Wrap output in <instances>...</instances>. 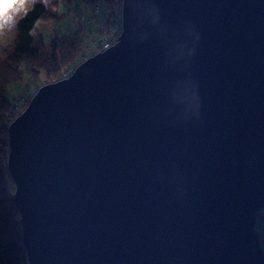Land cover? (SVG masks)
<instances>
[{
	"label": "water",
	"instance_id": "95a60500",
	"mask_svg": "<svg viewBox=\"0 0 264 264\" xmlns=\"http://www.w3.org/2000/svg\"><path fill=\"white\" fill-rule=\"evenodd\" d=\"M121 17L7 128L28 264H264V0Z\"/></svg>",
	"mask_w": 264,
	"mask_h": 264
},
{
	"label": "rangeland",
	"instance_id": "374dc122",
	"mask_svg": "<svg viewBox=\"0 0 264 264\" xmlns=\"http://www.w3.org/2000/svg\"><path fill=\"white\" fill-rule=\"evenodd\" d=\"M30 2L31 0H24L22 5L19 3L15 4L9 12V15L12 17L10 25L0 27V64H2V61H4L8 52L11 50V40L17 19L28 8ZM43 2L47 5L51 13L61 16L58 19L53 17L54 19L39 20L35 24L32 30V35L35 37L34 46L39 49L41 54L35 60H32V65L26 59L16 62L20 78L10 81L6 85V92L10 101L15 98H23L18 104L21 110H24L28 105L30 96L38 90V87L55 82L56 77H58L60 73L64 75L72 71L77 64L91 57L93 53L96 52L94 45L98 46V44H100L99 38L96 40L98 37L96 36L97 29H95L96 22L93 23L92 16L89 18L87 15L90 8L87 6L86 0H43ZM122 3L123 0H121L119 4H112V6H110L112 9L109 12L118 9L122 12ZM120 17L121 13L119 19ZM76 29L80 30L81 43L78 47L79 60L73 67L65 61L64 54L61 53L60 49L54 52L51 50L49 40L61 34H69ZM87 30L89 33L86 35ZM81 34H85L84 37ZM54 56L56 57V59H54L55 61L53 60ZM32 66L35 69L32 70ZM18 113L19 111L14 109V112H10L8 115L17 117L19 115ZM0 150H4L7 158L9 154L8 141L7 147L0 144ZM6 163L7 159L4 161L7 174L3 177L4 180H2V185L5 190V195H9L10 198L12 196L11 201L13 203L15 186L8 173ZM260 246L264 251V244L261 243Z\"/></svg>",
	"mask_w": 264,
	"mask_h": 264
},
{
	"label": "trees",
	"instance_id": "16d2710c",
	"mask_svg": "<svg viewBox=\"0 0 264 264\" xmlns=\"http://www.w3.org/2000/svg\"><path fill=\"white\" fill-rule=\"evenodd\" d=\"M120 1L121 0H103L107 6L119 4ZM94 2L95 0H86V4L89 8ZM107 14L108 13L103 12L99 15L95 20L96 25L100 24L101 19L107 18ZM60 16L61 15L51 13L43 0H31L28 8L17 19L11 40V50L8 52L4 61H2V64H0V144L5 147H7L8 141L7 127L12 119V117L8 115V110L12 103L8 99L6 85L10 81L20 78L16 62L26 59L31 64L32 60H35L41 54L39 49L34 46L35 37L32 35V30L35 24L39 20H46L53 17L58 19ZM111 28L113 27H110V29ZM88 33L89 31L87 30L86 35ZM97 33L102 34L100 28ZM81 35L84 37L85 34ZM98 38L99 37H97L96 40ZM80 43V30L78 29L69 34L55 36L49 40L51 50L54 52L60 49L61 53L64 54L65 61L73 67L79 60L78 47ZM54 59H56L55 56L53 57V60ZM33 69L35 68L32 66V70ZM62 76L63 75L60 73L58 77H56V80ZM6 159V153L4 150H0V264H28L23 247L19 216L11 201L12 196L10 198L9 195H5V190L2 185V180H4L3 177L7 174L4 166V161Z\"/></svg>",
	"mask_w": 264,
	"mask_h": 264
},
{
	"label": "bare ground",
	"instance_id": "6f19581e",
	"mask_svg": "<svg viewBox=\"0 0 264 264\" xmlns=\"http://www.w3.org/2000/svg\"><path fill=\"white\" fill-rule=\"evenodd\" d=\"M76 9H77V8H76ZM76 9H74V10H76ZM114 11H115V12H110V13H108V14H107V18L101 19V20H100V24L95 25V27H96L95 29H97L96 31H98V29L100 28V30H101V32H102V34H100V33H96V36L99 37V40L105 38L106 36L110 35L111 33L114 34V36L110 38V41L106 44V46H105V45H99V44H98V46H97V45H94L96 52L93 53L92 56H94V55H96V54H98V53H102V52L106 51V49H108L109 47L114 46V45L118 42L117 39H118V37L120 36L121 29H122V17H120V19H119V16H120V13L122 14V12L119 11V9H118V10H114ZM87 15H88L89 18L91 17V15H92V10H91V8L88 10ZM108 16H110V17H108ZM85 17H86V15H85ZM91 18H92L93 23H95V20H96V19L93 20V17H91ZM110 27H113V28L110 29ZM118 31H119V32H118ZM116 34H117V35H116ZM96 44H97V43H96ZM73 71H74V68H73L72 71H69L67 74H64L61 78H59V79H57V80H61L62 78H68V77L71 75V73H72ZM37 91H38V90H37ZM37 91H35V93H34L33 95L30 96V98H29L30 100H31L32 97L37 93ZM22 99H23V98H21V97H20V98H15V99H13V100L11 101L12 105H11V107L9 108L8 113H10V112H14V111H12V110L16 109V110L19 111L18 114H20L21 111H23V109L21 110V107H19L18 104L21 102ZM25 108H26V107H25ZM25 108H24V109H25ZM18 114H17V115H18ZM11 117H12V119H11V121L9 122V124L12 123V122L15 120V118H16V117H14V116H11ZM9 124H8V126H9ZM7 128H8V127H7ZM262 209H263V208L259 209L258 212H259L260 210H262ZM24 251H25V250H24Z\"/></svg>",
	"mask_w": 264,
	"mask_h": 264
},
{
	"label": "built area",
	"instance_id": "2783aa9c",
	"mask_svg": "<svg viewBox=\"0 0 264 264\" xmlns=\"http://www.w3.org/2000/svg\"><path fill=\"white\" fill-rule=\"evenodd\" d=\"M92 10V17L93 20H95L99 15H101L103 12L110 13L109 11L112 9V7L107 6L103 0H95V2L91 5ZM115 12V11H111ZM114 34H110L109 36H106L103 39L99 40V45H105L110 41V38L113 37ZM14 111V110H13ZM254 229L258 235L259 243L264 244V208L257 212V216L255 218L254 222Z\"/></svg>",
	"mask_w": 264,
	"mask_h": 264
},
{
	"label": "clouds",
	"instance_id": "9594fccd",
	"mask_svg": "<svg viewBox=\"0 0 264 264\" xmlns=\"http://www.w3.org/2000/svg\"><path fill=\"white\" fill-rule=\"evenodd\" d=\"M11 3V0H0V27L5 25H10L12 17L9 15L12 8H8V5ZM7 9V11H5Z\"/></svg>",
	"mask_w": 264,
	"mask_h": 264
},
{
	"label": "snow or ice",
	"instance_id": "6c2138e0",
	"mask_svg": "<svg viewBox=\"0 0 264 264\" xmlns=\"http://www.w3.org/2000/svg\"><path fill=\"white\" fill-rule=\"evenodd\" d=\"M24 0H11V3L8 5V8H13L15 4L19 3V4H23ZM5 11H7V9H5Z\"/></svg>",
	"mask_w": 264,
	"mask_h": 264
}]
</instances>
